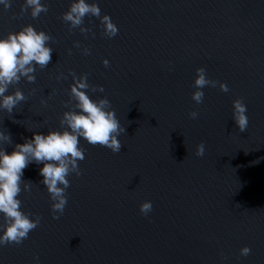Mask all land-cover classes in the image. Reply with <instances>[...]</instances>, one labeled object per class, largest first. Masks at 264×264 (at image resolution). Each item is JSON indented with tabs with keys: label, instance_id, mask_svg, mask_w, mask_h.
<instances>
[{
	"label": "water",
	"instance_id": "1",
	"mask_svg": "<svg viewBox=\"0 0 264 264\" xmlns=\"http://www.w3.org/2000/svg\"><path fill=\"white\" fill-rule=\"evenodd\" d=\"M0 264H264V0H0Z\"/></svg>",
	"mask_w": 264,
	"mask_h": 264
}]
</instances>
